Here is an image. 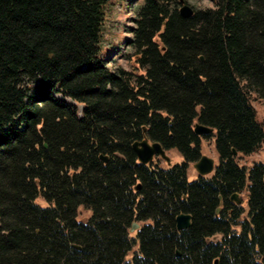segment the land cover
I'll list each match as a JSON object with an SVG mask.
<instances>
[{
	"label": "trees",
	"instance_id": "trees-1",
	"mask_svg": "<svg viewBox=\"0 0 264 264\" xmlns=\"http://www.w3.org/2000/svg\"><path fill=\"white\" fill-rule=\"evenodd\" d=\"M109 5L0 0V264H264V163L238 162L264 144V0H143L130 71L100 56ZM196 122L219 162L190 182ZM146 138L183 162L140 163Z\"/></svg>",
	"mask_w": 264,
	"mask_h": 264
},
{
	"label": "rangeland",
	"instance_id": "rangeland-1",
	"mask_svg": "<svg viewBox=\"0 0 264 264\" xmlns=\"http://www.w3.org/2000/svg\"><path fill=\"white\" fill-rule=\"evenodd\" d=\"M110 0L107 11V20L103 30L102 43L100 46V56L109 61L112 68H123L128 71L132 69L131 56L133 48L128 46L127 42L132 38L131 28L133 27V18L139 7L143 4V0ZM189 6L195 10H206L214 7V0H184ZM128 3V5H127ZM251 102L256 109L257 118L264 128V102L255 95L251 96ZM203 156H208L218 162V154L215 149L213 139L204 140L201 147ZM168 156L172 159V163H182L183 158L176 150L167 151ZM241 166L250 168L254 163H264V144L254 154L238 158ZM198 177L194 165L191 164L188 171L189 181H195ZM242 200L246 202V194L242 195ZM38 204L46 206L45 201L39 198ZM246 204V203H245ZM78 220L87 222L91 217V211L84 207H80L77 211ZM136 251V248L128 255L130 260Z\"/></svg>",
	"mask_w": 264,
	"mask_h": 264
},
{
	"label": "water",
	"instance_id": "water-1",
	"mask_svg": "<svg viewBox=\"0 0 264 264\" xmlns=\"http://www.w3.org/2000/svg\"><path fill=\"white\" fill-rule=\"evenodd\" d=\"M180 3L182 5L179 10L180 15L185 19L191 18L194 15V9L186 4L184 0H180ZM194 131L198 136H205L213 133L214 130L213 128L196 124ZM133 148L138 156L139 161L143 164H149L153 162L155 157H160L168 164H171V159L167 156L166 151L163 149L161 144L157 142L150 143L148 139H145L143 141H137L134 143ZM102 159L104 162H107L106 157H102ZM194 167L200 176H208L215 171V160L207 156H203ZM232 200L239 202L237 195H234ZM176 221L177 229L179 231L187 230L192 225L191 216L188 214L179 215ZM137 228L138 225L135 224L132 228V231H135ZM217 239L218 237L214 238L213 240L215 241Z\"/></svg>",
	"mask_w": 264,
	"mask_h": 264
}]
</instances>
